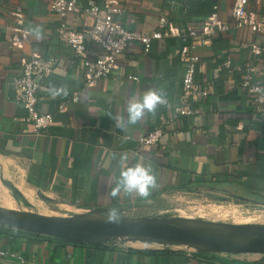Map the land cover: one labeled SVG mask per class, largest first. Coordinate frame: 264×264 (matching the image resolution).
Returning a JSON list of instances; mask_svg holds the SVG:
<instances>
[{
	"label": "crops",
	"instance_id": "0c3cea01",
	"mask_svg": "<svg viewBox=\"0 0 264 264\" xmlns=\"http://www.w3.org/2000/svg\"><path fill=\"white\" fill-rule=\"evenodd\" d=\"M233 1L218 0L215 5L218 19L230 24L213 36L222 45L218 52L212 49L213 38L198 46L201 59L194 79L202 84L216 79L214 92L194 102V115L179 117L175 130L165 133L157 144L141 145L139 136L167 115L179 96L182 65L177 52L190 39L179 30L189 25L199 31L205 19L184 16L179 0H120L121 11L114 18L126 28L160 30L158 19L164 14L178 34L152 39L148 52L140 42L129 43L117 58V68L87 86L82 63L56 35L62 18L48 9V0H0V162L19 179L15 185L46 214L57 216L81 215L87 210L107 215L115 207L122 215L139 218L154 214L179 195L195 192L264 199V119L243 106L237 84L240 73L230 76L220 65L229 58L235 67L250 66L263 78L264 51L255 55L247 46L253 40L261 43L259 34L247 25L233 26ZM77 2L84 5L86 0ZM18 6L24 12L27 34L20 45L9 46L6 39L16 28L11 12ZM247 7L264 14V0H248ZM64 19L76 29L92 22L87 13H70ZM36 28L39 38L30 31ZM86 44L90 58L105 52L89 38ZM34 52L57 60L41 82L36 103L38 111L52 114L43 134H35L32 122L20 119L27 112L15 99L12 81L21 61ZM55 89L63 91L54 95ZM149 89L161 90L165 102L136 124L117 127L120 118L126 119L128 101ZM75 92L77 100L71 101ZM65 101L66 109L59 111L58 105ZM122 153H127L129 163L142 160L152 165L157 184L148 197L110 195ZM10 206L22 208L0 183V207ZM52 237L1 234L0 245L17 250L24 261L5 258L0 264H182L187 249L193 250V264H264V256L257 253L157 245L150 239L119 244L63 242ZM163 248L172 252H160Z\"/></svg>",
	"mask_w": 264,
	"mask_h": 264
},
{
	"label": "built area",
	"instance_id": "2783aa9c",
	"mask_svg": "<svg viewBox=\"0 0 264 264\" xmlns=\"http://www.w3.org/2000/svg\"><path fill=\"white\" fill-rule=\"evenodd\" d=\"M247 6L248 0L233 1L231 8L233 26L247 25L251 31L261 36V43L254 40L247 43L255 55H260L264 51V14L249 11ZM48 9L62 18L55 28L56 35L61 42L72 49L74 57L82 63L84 84L87 86L94 85L100 78L107 76L117 68V58L125 51L129 43L140 42L143 51L148 52L152 39L178 34V30L169 24L164 14L158 19L160 30L146 32L126 28L114 18V14L121 11L120 0H102L100 3L95 0H86L84 5L78 4L77 0H48ZM11 13L16 28L6 40L9 46H18L27 34V30L23 28L25 16L21 6ZM70 13L78 15L87 13L92 17V22L88 26L76 29L64 19ZM229 27L230 24L219 20L214 11L203 21L199 31L189 25L179 30L190 38L181 45L177 52L182 65L179 96L174 107L168 110L167 115L160 116L159 121L154 123L147 133L139 136L138 140L141 145L157 144L165 133L175 130L179 117L194 115V102L214 92L217 85L216 79L207 80L204 84L194 79L196 66L201 59L198 46L207 44L216 33L225 31ZM86 38L98 43L105 51L104 54L88 57ZM56 62L54 56H43L34 52L29 58L21 61L20 72L12 80L15 99L27 112L20 119L32 122L35 134L45 133L46 128L52 122V114L38 111L36 103L40 96L41 82L49 76ZM220 65L230 76L237 72L240 73L237 84L241 91L243 106L249 108L254 115L257 114L256 116L261 120L264 119L263 78L257 77L250 66L235 67L229 58H224ZM129 77L137 78L135 75ZM70 100H77V92L71 96ZM65 109L66 101L58 105L59 111ZM85 213L97 214L98 212L87 210ZM192 256L193 250L187 249V259L182 264H193ZM5 258L24 261L23 255L17 250L0 245V260Z\"/></svg>",
	"mask_w": 264,
	"mask_h": 264
},
{
	"label": "water",
	"instance_id": "95a60500",
	"mask_svg": "<svg viewBox=\"0 0 264 264\" xmlns=\"http://www.w3.org/2000/svg\"><path fill=\"white\" fill-rule=\"evenodd\" d=\"M16 205L28 210L0 208V224L37 234L85 243L113 242L111 237H138L158 241L161 245H183L200 250L224 253L264 254V230L235 223L225 227L180 224L159 217L127 218L109 221L102 213L57 216L32 211L33 203L9 179L0 175Z\"/></svg>",
	"mask_w": 264,
	"mask_h": 264
},
{
	"label": "rangeland",
	"instance_id": "374dc122",
	"mask_svg": "<svg viewBox=\"0 0 264 264\" xmlns=\"http://www.w3.org/2000/svg\"><path fill=\"white\" fill-rule=\"evenodd\" d=\"M0 175H3V177L11 180L16 185L19 181V179L11 175L7 167L1 162ZM252 198L242 200L232 197L229 194H224L220 197L216 194H208L206 192L187 193L165 202L162 209L146 217H159L180 224H207L212 226H218L219 224L221 227H225L227 223H235L237 225L264 230V199L260 197ZM33 204L30 210L44 214L48 213L44 208L37 206L35 202ZM19 206L22 207L21 205ZM13 207L10 206V208ZM22 208L28 210L24 206ZM123 216L130 218L132 214H123ZM125 238L128 240H123ZM107 240H113L119 244H133L144 239L127 236L111 237ZM156 244H159V242ZM257 254L264 256L262 253Z\"/></svg>",
	"mask_w": 264,
	"mask_h": 264
},
{
	"label": "clouds",
	"instance_id": "9594fccd",
	"mask_svg": "<svg viewBox=\"0 0 264 264\" xmlns=\"http://www.w3.org/2000/svg\"><path fill=\"white\" fill-rule=\"evenodd\" d=\"M37 38L40 36V29L34 30ZM63 89H55L53 94H59ZM165 102V96L161 90L149 89L139 97H132L126 105V119L120 118L117 127H127L136 124L146 113L154 112L158 105ZM119 175L116 178L115 186L111 189L110 195L119 196L121 193L133 194L139 197H148L153 188L156 187L157 177L150 163L137 160L129 163L127 153H122L120 157ZM107 219L109 221H119L120 212L117 208L108 209Z\"/></svg>",
	"mask_w": 264,
	"mask_h": 264
},
{
	"label": "trees",
	"instance_id": "16d2710c",
	"mask_svg": "<svg viewBox=\"0 0 264 264\" xmlns=\"http://www.w3.org/2000/svg\"><path fill=\"white\" fill-rule=\"evenodd\" d=\"M179 1H181L180 12L183 13L184 16L189 17V16L193 15V16L203 17L204 19H206L212 12L215 11L214 6L218 2V0H179ZM219 40L220 39H216V38L212 39V43H213L212 49L214 50V52H218V50H217L218 47L222 46V45H220ZM263 80H264V76H263ZM1 234L24 235V236L29 237V238L30 237L31 238H38V237H42V236H47L44 234H37L34 232H28V231H24L21 229H17V228H13V227H10L7 225H1L0 224V235ZM52 238H56V239L61 240L63 242H65V241L76 242V241H72V240L61 239L58 237H52ZM159 251L160 252H172V250H170L168 248H163L162 250H159ZM176 251H178V250H176ZM248 264H256V262H250Z\"/></svg>",
	"mask_w": 264,
	"mask_h": 264
},
{
	"label": "bare ground",
	"instance_id": "6f19581e",
	"mask_svg": "<svg viewBox=\"0 0 264 264\" xmlns=\"http://www.w3.org/2000/svg\"><path fill=\"white\" fill-rule=\"evenodd\" d=\"M5 187V186H4ZM6 188V187H5ZM8 189V188H7ZM0 208H2V207H0ZM4 208H7V207H4ZM9 209H11V210H25L24 208H9ZM54 215V214H53ZM201 225H207V224H201ZM208 226H212V225H208ZM212 227H217V226H212ZM123 240H128L127 238H125V239H123ZM151 240V239H150ZM107 241H113V240H107ZM118 241H120V240H118ZM156 241V240H155ZM114 242V241H113ZM122 242V241H121ZM158 242V241H157ZM160 244V243H159ZM159 244H157V245H159ZM253 254V253H252Z\"/></svg>",
	"mask_w": 264,
	"mask_h": 264
}]
</instances>
